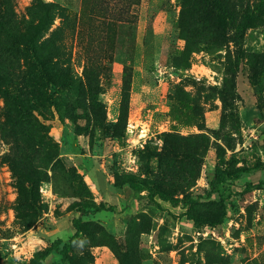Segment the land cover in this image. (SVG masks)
I'll return each mask as SVG.
<instances>
[{"label":"rangeland","instance_id":"rangeland-1","mask_svg":"<svg viewBox=\"0 0 264 264\" xmlns=\"http://www.w3.org/2000/svg\"><path fill=\"white\" fill-rule=\"evenodd\" d=\"M257 166L264 0H0V264L69 243L81 215L44 264H264V190L241 194L264 170L188 206L129 184L195 198L217 169ZM223 202L221 225L188 217Z\"/></svg>","mask_w":264,"mask_h":264},{"label":"trees","instance_id":"trees-1","mask_svg":"<svg viewBox=\"0 0 264 264\" xmlns=\"http://www.w3.org/2000/svg\"><path fill=\"white\" fill-rule=\"evenodd\" d=\"M243 19L249 20V18L245 14L243 15ZM11 37L13 39L14 45H15V43L20 44L22 42V39L24 40V38H25V36L22 37L19 35H12ZM26 40H27L28 46L32 47L30 49V52H31L33 62L40 68L41 73L43 74V78L45 79V81L48 84L49 83L51 84L53 81H52L51 77L49 76V73H48L46 66L42 63L41 56L38 53V51H36L31 37L26 38ZM1 90L6 92L9 95V97L16 104V107H17L19 112H21L22 114H26V113L30 114L32 112V110L26 108L22 104V102L19 99H17L16 96L13 93H11L9 90L2 89V88H1ZM258 170H264V167L257 166L252 170L241 169V170H238V171L233 172V173H230V172H227V171H224L221 169H217L215 171V173L213 174V177H212L211 182H210V190L207 191V194L206 195H199L195 198L194 197H185L184 199H175L169 193H166L157 187H153L150 184H147V183H144V182H141L138 180H131V181H129V184H130V187L134 190H137L139 187H142L143 189L147 190L149 192V198L152 201H156L158 198V199H161L165 202H170L174 206H179L180 204H184V205L188 206V205L200 204L204 201H208V200L212 199L215 195L219 194L223 185H226V184L231 185V184L235 183L237 180H240L244 175H246V174L251 175V174L257 172ZM254 190H264V180H260L258 183L247 182L244 185L243 192L241 194L249 193V192H252ZM85 206L87 207L88 205H85ZM93 208H94V212H101L104 210H114V209H108L104 205L103 206H94ZM81 212L85 213V212H89V211H86V208L83 207V208H81ZM226 215H227V205L224 204V202L222 203V214L216 220H210V219H208L204 216H201V215H194L191 212L188 213L189 219H191L197 223L207 224V225L212 226V227H216L218 225H221L224 222ZM73 227L75 229V234L69 243L63 244L62 240H60V239L57 240L50 247H48L47 250H45L41 255H39L37 258H35L29 264H44L45 260L53 252H56V253H58L62 256H65V257L68 256L69 253L74 248V240L78 239L84 231L82 215L74 219Z\"/></svg>","mask_w":264,"mask_h":264}]
</instances>
